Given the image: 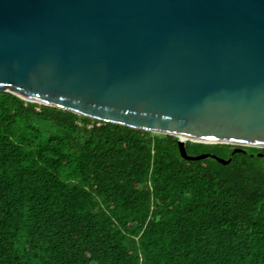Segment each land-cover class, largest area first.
<instances>
[{"label": "trees", "instance_id": "1", "mask_svg": "<svg viewBox=\"0 0 264 264\" xmlns=\"http://www.w3.org/2000/svg\"><path fill=\"white\" fill-rule=\"evenodd\" d=\"M240 147L185 159L176 136L0 91V264H264V147Z\"/></svg>", "mask_w": 264, "mask_h": 264}, {"label": "water", "instance_id": "2", "mask_svg": "<svg viewBox=\"0 0 264 264\" xmlns=\"http://www.w3.org/2000/svg\"><path fill=\"white\" fill-rule=\"evenodd\" d=\"M0 91L227 164L264 147V0H0Z\"/></svg>", "mask_w": 264, "mask_h": 264}, {"label": "bare ground", "instance_id": "3", "mask_svg": "<svg viewBox=\"0 0 264 264\" xmlns=\"http://www.w3.org/2000/svg\"><path fill=\"white\" fill-rule=\"evenodd\" d=\"M25 97V96H24ZM25 98H27V97H25ZM182 137V136H181Z\"/></svg>", "mask_w": 264, "mask_h": 264}]
</instances>
